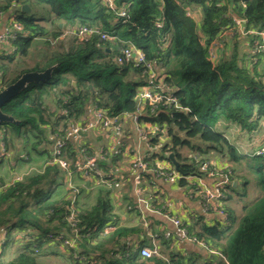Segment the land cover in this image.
Returning <instances> with one entry per match:
<instances>
[{"label":"trees","instance_id":"1","mask_svg":"<svg viewBox=\"0 0 264 264\" xmlns=\"http://www.w3.org/2000/svg\"><path fill=\"white\" fill-rule=\"evenodd\" d=\"M24 4L29 13L20 10ZM5 14L12 15L22 28L7 41L12 52L8 49L0 53V89L24 72L54 66L50 79L28 84L1 106L3 113L17 120L16 124H0V141L6 150L18 139L23 148H35L46 134L43 126L54 120L55 126L62 122L63 130L69 120L83 116L87 107L102 109L111 116L133 113L146 68L115 60L122 48L133 44L176 99L175 107L159 103L156 110H147L140 119L169 136V143L161 145L157 156L161 159L165 153L174 154L179 162L177 172L182 176L179 184L188 185L185 176L204 174L199 170L200 162L183 159L179 148L188 147L200 154L213 149L225 155L231 177L243 185L248 183L247 173L255 175L260 194L252 200H241V215L235 220L225 205L229 195L224 190L222 206L227 224L195 222L186 226L188 236L203 242L205 254L176 252L170 249V240L164 234L155 233L153 237L159 240L157 255L141 257V247L131 250L123 243L137 229L117 226L107 197L110 190H99L96 202L88 208L74 200L71 209V197L59 200L52 196L51 178L61 169L53 163L24 181L0 180L5 186L0 191V227L5 230L0 248L4 251L12 242L13 232L24 242L12 258L0 259V264H38L40 257L54 247L69 252L74 264H264V140L259 141L264 128V48L258 49L260 33L264 32V0H113V8L105 0H0V24ZM233 16L246 21V44L251 50L248 55L239 50L243 37L232 22ZM82 28L95 31L88 38H80L76 33ZM62 29L68 35L66 45L46 48L51 51L43 55L42 64L29 67L24 63L35 40H57ZM100 33L114 38L101 40ZM213 41H219V45H212ZM50 97L59 108L55 119L45 115V100ZM61 109L67 111L66 115L60 114ZM220 123L231 125L229 134L215 128ZM242 141L246 149L239 145ZM83 147L89 152L82 144L75 149L71 139L65 143L63 157L72 172L76 171L72 163L80 159ZM97 167L107 174L103 162L97 161ZM240 169L246 173L241 174ZM145 176L154 182L151 175ZM242 192L241 198L245 197L244 186ZM71 210L74 226L66 220ZM107 225L112 228L109 233L103 231ZM74 232L76 248L63 243ZM49 235H61L62 239L54 240ZM105 244L112 246L104 248ZM97 258L100 262L95 263Z\"/></svg>","mask_w":264,"mask_h":264},{"label":"crops","instance_id":"2","mask_svg":"<svg viewBox=\"0 0 264 264\" xmlns=\"http://www.w3.org/2000/svg\"><path fill=\"white\" fill-rule=\"evenodd\" d=\"M10 16L12 15H3L0 31L6 27L7 20ZM59 27L61 26L59 25ZM241 36L243 38L240 39L241 44L239 43V50L242 54L248 55L251 50L248 44H246V34L240 33V37ZM62 45H66V42L62 43ZM8 49L9 53H11V47L8 43L3 47L0 46V53ZM51 50L42 48L34 57L30 52V55L24 59V63L29 67L34 66L36 63L42 64L45 61L43 55ZM261 63H264V58L261 59ZM44 105L47 108L45 115L51 119H55V115L58 113L59 108H56L54 99L52 97L47 98ZM91 109V107H87L85 114L79 119L83 120L89 118ZM53 121L43 126L46 130V134L43 137L45 140L35 148H23L22 140L18 139L14 141L11 148L6 150L7 153L4 157L0 156V180L2 182L9 183L11 175H13L14 172L24 169L25 166H29V164L41 165L44 166L45 169L46 164L51 161H49V158L52 154V143L58 139L60 134L65 130L61 129L62 122L55 126ZM220 124L222 126L225 125L224 123ZM137 125L149 131H153V129L157 127L151 122L142 119L138 121ZM227 126L229 130L231 125L227 124ZM121 127V132L116 134L111 129L97 128L88 132H83L78 135V137L71 140L75 145V149L79 144L85 145L89 149L90 154L97 156V161L103 162L106 169L108 168L107 174L103 175L102 182L105 183V186L100 188V190H110L107 197L111 203L112 212L117 218L116 224L118 227L137 229L135 232H131L125 237L126 242L123 243H126L131 250L146 247L150 250H154L156 253L159 251V240L153 236L156 234H164V236L170 240V249L176 252L186 253L187 251H192L205 254L207 251L205 252L204 247L182 237V234H180V227L176 226L172 219H178L185 228L186 226L190 227L195 222L208 225H213L216 222L222 226V224L226 223V219L215 212L206 211L196 199L188 196L186 192V187L188 188V186H181L179 184L180 179L171 181L154 178L149 172L148 174L151 175L154 180V182L151 183L145 176L147 173L142 174L134 168L133 165L135 161L141 159L147 162L151 168H154L152 165H155L157 168L176 172L174 165L166 158L167 153H165V157L161 159L158 157L159 153H161V145L169 143L168 135L165 134L162 140V135L164 133L160 134L161 132L156 130L146 141L141 140L132 117L128 114L122 115ZM154 139L156 140L153 141ZM262 140H264V128L260 131L259 141ZM182 149L183 147L179 148L182 158H188L189 154H183ZM201 156L209 162V166L214 173L213 175L207 176L206 173L203 172L204 174L200 177L203 184L211 186L220 179L222 173L230 172V163L224 154L210 149L206 153H201ZM100 171L102 173V170ZM62 172L65 173V176H63ZM50 173L52 174V172ZM29 174L31 175V173ZM57 174V176L51 178L52 188H54L52 196L59 200L69 196L78 203L80 196L82 198L84 196L86 197L87 193L91 191L93 186L92 182H97L93 177H86L79 171H71L70 174L67 175L66 170L63 171L59 169ZM66 176H69L68 181H66ZM64 177H66V180ZM231 178V183L225 186V191L227 195H229V200L225 201V205L232 210L235 220H238L241 215V205L239 203L242 199H246L244 196L242 198L239 196L240 193H243L244 185L239 179L235 177ZM192 181H194V179ZM66 182H73V185L68 187ZM98 195L99 191L97 197ZM96 200L93 201L91 205L78 204L81 207L88 208L92 206ZM116 205L119 206L117 209H115ZM123 206H125V209ZM121 207L127 214L124 221H121L124 218H121L119 215ZM196 228L197 226L195 230ZM4 231V227H0V246L5 239V235H3ZM16 236H18V238L14 237V235L12 236L13 242L5 246L4 251L8 250L11 246H16L17 250L18 247L23 245L24 242L20 239V235L17 234ZM109 246L112 245L105 244L104 248H108ZM50 247H54L52 242L50 243ZM59 248L61 251L62 247ZM2 251L3 250L0 248V254ZM62 251H64V249ZM141 257L143 256L141 255ZM66 260L70 262L68 258H66ZM98 262H100V258L95 259V263Z\"/></svg>","mask_w":264,"mask_h":264},{"label":"built area","instance_id":"3","mask_svg":"<svg viewBox=\"0 0 264 264\" xmlns=\"http://www.w3.org/2000/svg\"><path fill=\"white\" fill-rule=\"evenodd\" d=\"M106 5L109 8H113V0H105ZM119 15H124V11H119ZM232 22L236 26L237 29H239L240 33L246 34L249 31H244V23L246 22L245 19H241L238 17L233 16ZM157 24V23H156ZM159 24H157L158 26ZM21 25L15 20L13 16H10L7 20L6 27L0 31V46H4L7 44L8 40H12L15 38V34L21 30ZM95 30L92 29H86L82 28L80 29L76 35L80 38H88L92 33H94ZM99 37L101 40H107L114 37H110L106 33H100ZM261 38V45L258 49L264 48V32L260 33ZM220 42L223 43V40L221 39ZM212 45H219V41H213ZM257 49L253 50L254 52ZM115 60L118 64L123 63H129V62H135L137 64H143L145 66L147 71V76L145 79V83L138 87V91L135 97L136 100V108L133 113H121L118 115H108L104 110L98 109V108H92L90 117L85 118L83 120L81 119H72L69 120V126L65 128V133L63 136H60L58 139H56L51 146L52 150V159L51 162L57 164L62 170H66L68 174H70L71 170L69 167V163L65 160L63 157V150L65 143L73 139L75 137H78L83 132H88L93 129L102 128V129H111L115 134L121 132V117L123 114L131 115L132 120L136 126V129L138 131L139 138L141 140L146 141L148 138H150L152 134L160 130L158 127L154 128L153 131L145 130L139 127L137 125L139 119L141 116L147 115V110L152 112L157 109L159 103L164 104H173L174 107L176 106V99L169 94L170 90L163 82L160 75L155 73L152 64L150 62L145 61V57L141 53L140 49H138L133 44H128L126 47L122 48L120 52L115 56ZM67 111L65 109H61V115H66ZM80 152V159H76L72 166L75 168L76 171L81 172L84 176L93 177L96 180L103 181V174L97 167V156L90 154L84 147L81 148ZM259 153H262V150L258 151ZM7 153L6 148L4 146V143L0 142V156H5ZM199 160V170L202 172H205L207 176L213 175V171L211 170L209 166V162L205 160V158L198 157ZM134 168H136L140 173L146 174L151 173V175L154 178H160V179H166V180H178L181 178V175H179L177 172H171L166 171L157 167L151 168L149 164L141 159H137L134 163ZM97 176V178H95ZM188 188L186 187L187 195L191 198L196 199L200 205L208 212H215L218 215L222 216L223 218H226L227 213L224 210L222 206V197H224V190L225 186L227 184L231 183V175L228 172H224L220 175V179L217 180L215 183H213L211 186H207L203 184L200 177L195 176H185ZM194 179V181H192ZM196 181V182H195ZM5 186L0 183V191ZM74 199L71 200L70 208H73ZM67 222L74 226L75 220H74V211H70L69 215H66ZM173 223L176 226L180 227V234H182V237L187 239L188 241L195 243L197 245H200L201 247H205L203 242L198 241L193 236H188L187 230L185 227L181 225V222L174 218L172 219ZM109 226V225H107ZM112 230L111 226L108 228H104L105 233H109ZM77 234L74 235L68 239H64L63 243L68 245L69 247H72L73 244L76 242ZM49 238L54 240H60L62 239L61 235H57L55 237H52L49 235ZM209 252H215L213 250H208ZM140 254L143 257H151L152 255L156 254L154 250H150L149 248H141Z\"/></svg>","mask_w":264,"mask_h":264},{"label":"rangeland","instance_id":"4","mask_svg":"<svg viewBox=\"0 0 264 264\" xmlns=\"http://www.w3.org/2000/svg\"><path fill=\"white\" fill-rule=\"evenodd\" d=\"M64 30L65 29H62V33H60V36H59V38L56 40H51V41H49V42H44V41H42V40H35L34 41V43H33V45L31 46L32 48H31V53L33 54L32 56L34 57V56H36V54L38 53V51L39 50H41L42 48H51V49H54V47H56L57 45H61L62 44V42L63 43H65V42H67V38H68V35H66L65 36V34L63 33L64 32ZM37 44H40V45H37ZM44 46V47H43ZM40 52V51H39ZM215 126V128L219 131V132H226L227 131V128H228V126L225 124V125H221V124H217V125H214ZM161 133L160 134H162V132L164 133L163 135H162V140H163V136L166 134L167 135V133H165L163 130L162 131H160ZM227 134H229V132L227 131ZM232 135V134H231ZM169 137V136H168ZM42 140H45V139H42ZM47 140V139H46ZM170 141V140H169ZM193 142H195V140H192ZM244 144V142L242 141V142H240V144L239 145H241L242 147H244L245 149H246V146H244L243 145ZM182 152H183V154H189V160L190 159H194V160H196V159H198V157H202V158H204L203 156H201V154L200 153H198L197 152V150H191L190 148H188V147H183V149H182ZM168 154V153H167ZM197 162L199 161V160H196ZM50 164H52V162L50 161L48 164H46V165H50ZM44 166H38V165H30L29 164V166H25V168L24 169H20V170H18L17 172H14V174L13 175H11V179L9 180V182L11 183L12 182V180H19V181H24L28 176H30V174L29 173H31V175L32 174H34V173H43L44 172ZM64 171V170H63ZM241 174H242V172H244V173H246V171L244 170H241L240 169V171H239ZM62 174H63V176H65V173L64 172H62ZM67 175H68V173H67ZM246 177H248V183H247V185H244V195H245V198H246V200H252L253 198H254V196H256V195H259L260 194V190L258 189V186H257V181H256V176L255 175H253L252 173H247L246 175H245ZM66 177H67V180H66ZM66 177H64L65 178V180L66 181H68V177L69 176H66ZM105 183H103L102 181H100V180H97V182L96 183H93L92 182V188H91V191H89L88 193H87V195H86V197L84 196L83 198L80 196L79 197V204L80 205H82V204H85V205H91V203L93 202V201H95L96 200V198H97V193H98V191L100 190V188H102V187H104L105 185H104ZM66 185L68 186V187H71L72 185H73V182H66ZM78 204V205H79ZM79 205V206H80ZM119 206L118 205H116L115 206V209H117ZM124 207V209H125V206H123ZM124 209L121 207L120 208V216H121V218H124V219H122L121 221H124L125 220V218H126V216H127V214H126V212L124 211ZM124 223V222H123ZM105 227H109V226H105ZM104 227V228H105ZM104 230V229H103ZM3 234V233H2ZM18 233H16V232H13V234H12V236L14 235V237H16V238H18V236H16ZM3 235H5V234H3ZM193 237H195V236H193ZM15 238V239H16ZM20 239H22V237H21V235H20ZM19 239V240H20ZM17 241V240H16ZM12 242H13V238H12ZM73 247H77L76 245H74L73 244ZM16 250V246L15 247H9V249L8 250H5L4 252H3V254H1L0 256V259L2 260V261H7V260H9L10 258H12L13 256H14V254H15V251ZM62 250H63V248H62ZM60 251V248H53V249H50L49 250V253L47 254V255H45V256H41L40 257V262L38 263V264H74L73 262H74V260L72 259V258H70L69 257V252H67L66 250H64V251ZM52 251V252H51ZM66 258H68L69 260H70V262L69 261H67L66 260ZM75 264H82V263H80V262H76Z\"/></svg>","mask_w":264,"mask_h":264},{"label":"water","instance_id":"5","mask_svg":"<svg viewBox=\"0 0 264 264\" xmlns=\"http://www.w3.org/2000/svg\"><path fill=\"white\" fill-rule=\"evenodd\" d=\"M20 10L24 13H29L30 9L27 5H21ZM61 26V24H60ZM54 66L47 67L43 71H28L22 73L13 83L3 87L0 90V124L1 123H17V120H15L11 115L3 113L1 111V106L10 100L11 98L17 96L22 90L26 88L28 84L34 83H40L43 81H46L51 78L52 76V69ZM73 85L75 86V82H73ZM168 160L174 165V168L176 171H179V162L174 157V154L169 152L166 156Z\"/></svg>","mask_w":264,"mask_h":264},{"label":"clouds","instance_id":"6","mask_svg":"<svg viewBox=\"0 0 264 264\" xmlns=\"http://www.w3.org/2000/svg\"><path fill=\"white\" fill-rule=\"evenodd\" d=\"M0 90H1V89H0ZM176 172H177V171H176ZM177 173H178V172H177ZM178 174H179V173H178ZM179 175H180V174H179ZM181 177H182V176H181ZM179 179H180V178H179ZM179 179H178V180H179Z\"/></svg>","mask_w":264,"mask_h":264}]
</instances>
